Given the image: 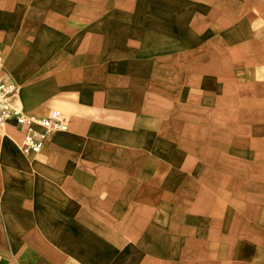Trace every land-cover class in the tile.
Segmentation results:
<instances>
[{"label":"crops","instance_id":"obj_1","mask_svg":"<svg viewBox=\"0 0 264 264\" xmlns=\"http://www.w3.org/2000/svg\"><path fill=\"white\" fill-rule=\"evenodd\" d=\"M0 49L13 102L69 125L39 152L0 125V226L40 185L87 195L88 169L143 137L198 136L236 114L264 129V0H0Z\"/></svg>","mask_w":264,"mask_h":264},{"label":"rangeland","instance_id":"obj_2","mask_svg":"<svg viewBox=\"0 0 264 264\" xmlns=\"http://www.w3.org/2000/svg\"><path fill=\"white\" fill-rule=\"evenodd\" d=\"M229 124L104 153L77 189L87 195L40 185L6 205L0 264H264V190L247 192L264 189V129Z\"/></svg>","mask_w":264,"mask_h":264},{"label":"built area","instance_id":"obj_3","mask_svg":"<svg viewBox=\"0 0 264 264\" xmlns=\"http://www.w3.org/2000/svg\"><path fill=\"white\" fill-rule=\"evenodd\" d=\"M3 54L0 49V125L15 122L24 129L23 150L39 152L43 149L48 136L69 127L66 117L60 110L49 116L27 114L22 107L13 102L18 87L1 73Z\"/></svg>","mask_w":264,"mask_h":264}]
</instances>
